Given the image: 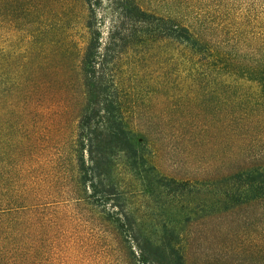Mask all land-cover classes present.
I'll return each mask as SVG.
<instances>
[{"label": "rangeland", "instance_id": "obj_1", "mask_svg": "<svg viewBox=\"0 0 264 264\" xmlns=\"http://www.w3.org/2000/svg\"><path fill=\"white\" fill-rule=\"evenodd\" d=\"M135 1L156 38L110 46L107 1L0 0V209L78 264H264V0ZM186 20L190 43L156 29ZM94 37L105 64H80ZM100 76L96 134L112 79L127 133L93 178L77 126Z\"/></svg>", "mask_w": 264, "mask_h": 264}, {"label": "trees", "instance_id": "obj_2", "mask_svg": "<svg viewBox=\"0 0 264 264\" xmlns=\"http://www.w3.org/2000/svg\"><path fill=\"white\" fill-rule=\"evenodd\" d=\"M105 1H107L108 10L111 14V24L108 31L110 41L106 44L111 46L118 41L122 45L128 38L132 42L145 40V38L148 40L156 38V30H152L151 34H147L148 32L143 30L144 23L147 22L146 18L150 17L151 14L143 10L135 0H85L89 6V15L95 16L96 7ZM186 21L188 22L173 23L169 26L164 21L163 25L156 29L166 33L169 32L167 35L176 37L180 43L184 41L190 43L194 38L195 28L190 24V20ZM98 43L100 44L96 37L92 38L84 49L80 64H105L104 57L101 58L103 53L100 52L101 46ZM116 63L118 64V60H116ZM86 79L84 84L88 96V106L78 121L77 144L79 149L75 164L80 171H85L88 162L90 168L87 173L92 174L95 178L97 172L98 176H101L103 171L100 172V168L106 164L104 160L106 155L99 149L100 146L97 145V141H105L109 145L112 143L121 146V144L126 143L127 132L120 108L122 104L120 103L119 88L116 85V80L112 79L114 96L107 97L104 103L107 105L108 102H111L112 106L117 107L118 113H112L106 118L107 132L104 134L105 138L102 139L101 135L97 136L96 124L98 121L96 120L99 117V107L96 105L91 106L90 102L93 100L95 104H98L101 94L107 92V89L104 88L107 81L103 76L98 77V79ZM87 152L89 154L88 160L86 159ZM33 212L27 208L20 209L18 207L0 209V264H78L72 257H63L55 253L56 250L62 252V249L67 246L62 242L55 244L50 242L49 238L46 237L48 235V224L45 223V218H35ZM33 220L41 221L36 223Z\"/></svg>", "mask_w": 264, "mask_h": 264}]
</instances>
